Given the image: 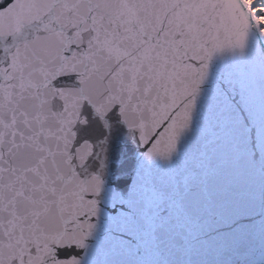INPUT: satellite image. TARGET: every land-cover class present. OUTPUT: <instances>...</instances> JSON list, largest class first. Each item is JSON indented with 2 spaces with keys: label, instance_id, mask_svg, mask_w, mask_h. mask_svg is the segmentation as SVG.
Returning a JSON list of instances; mask_svg holds the SVG:
<instances>
[{
  "label": "snow or ice",
  "instance_id": "snow-or-ice-1",
  "mask_svg": "<svg viewBox=\"0 0 264 264\" xmlns=\"http://www.w3.org/2000/svg\"><path fill=\"white\" fill-rule=\"evenodd\" d=\"M0 264H264V0H0Z\"/></svg>",
  "mask_w": 264,
  "mask_h": 264
}]
</instances>
